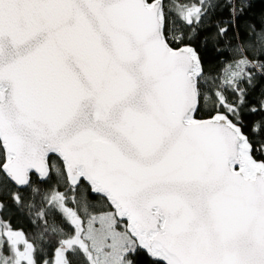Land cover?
Returning a JSON list of instances; mask_svg holds the SVG:
<instances>
[{"label": "snow or ice", "instance_id": "6c2138e0", "mask_svg": "<svg viewBox=\"0 0 264 264\" xmlns=\"http://www.w3.org/2000/svg\"><path fill=\"white\" fill-rule=\"evenodd\" d=\"M255 6L0 0V264H264Z\"/></svg>", "mask_w": 264, "mask_h": 264}, {"label": "trees", "instance_id": "16d2710c", "mask_svg": "<svg viewBox=\"0 0 264 264\" xmlns=\"http://www.w3.org/2000/svg\"><path fill=\"white\" fill-rule=\"evenodd\" d=\"M261 13H264V5L259 3V0H256V6L250 13L251 16H255L256 18H259V15Z\"/></svg>", "mask_w": 264, "mask_h": 264}]
</instances>
